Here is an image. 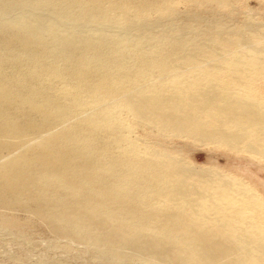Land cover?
<instances>
[{
    "label": "bare ground",
    "instance_id": "obj_1",
    "mask_svg": "<svg viewBox=\"0 0 264 264\" xmlns=\"http://www.w3.org/2000/svg\"><path fill=\"white\" fill-rule=\"evenodd\" d=\"M29 1L0 0V22L17 33L3 42L12 45L20 32L28 46L40 49L51 39V55L21 56L25 65L18 74L27 86L28 78H47L49 94L34 102L0 87V109L21 108L41 118L38 124L15 115L0 119V205L32 203L38 215L57 207L60 217L46 216L52 229L64 217L75 219L90 234L86 240L75 230L72 238L118 258L264 264V224L253 210L259 202L240 181L167 151L142 150L121 134L124 124L115 116L122 110L165 135L264 156V100L250 85L264 75L257 52L262 39L222 38L220 32L185 39L181 29L128 38L121 31L128 28L110 33L107 20L94 19L76 0H57L51 12H37L42 0ZM143 6L152 8L147 1ZM16 10L19 16L12 14ZM65 22L74 25L62 35ZM6 58L0 54V63L14 69L16 61ZM51 118L58 122L45 125ZM101 123L112 140L104 144V156L82 151L84 143L93 150L94 140L79 130L73 135L75 128L91 133Z\"/></svg>",
    "mask_w": 264,
    "mask_h": 264
},
{
    "label": "rangeland",
    "instance_id": "obj_2",
    "mask_svg": "<svg viewBox=\"0 0 264 264\" xmlns=\"http://www.w3.org/2000/svg\"><path fill=\"white\" fill-rule=\"evenodd\" d=\"M8 1L16 5L21 0ZM25 1L28 2V0ZM42 1L43 6L37 8V12H51L56 9L57 0ZM76 1L84 10L89 7V12L93 14L94 19H99L98 21L107 20L112 26L110 27L112 29L111 32L109 31L110 33L128 28L127 32L121 30L122 33L127 34L128 38L142 37L148 33L145 30L150 29L155 33L181 29V36L185 39L199 33L204 35L202 38L209 39L215 37L218 32H220L222 38L232 36V38L238 37L247 42L259 37L262 39V44L257 52L260 54L264 65V0H226L220 4L214 0ZM144 1L151 4L152 8L143 6ZM85 3L88 4L85 5ZM69 10L75 11V8ZM17 11H13L12 14L19 16ZM0 18L2 17L0 16ZM45 20L43 18L44 22H46ZM2 25L6 26V23L0 22V54L4 59H7V56L12 57L16 64H13L15 65L14 69H11L7 67L6 62L2 61L0 63V87L10 89L11 93L15 95L32 96L31 99L34 102H45L49 94L46 90V88L48 89L49 80L47 78L30 80L28 78L26 84L29 82L31 84L27 86L22 84L23 78H18V74L21 72L22 66L25 65L24 58L21 56L28 54L33 56L34 60H45V56L49 57L53 45L50 43L51 39H47V46L39 49L37 43L28 46L25 35L19 32L18 41L6 46L3 42L5 38H10L12 34L17 35V33L14 28L3 27ZM73 25L70 22H65L61 26L62 35H65ZM82 27L86 30L97 27V25L94 23ZM53 29L56 28L53 27ZM125 34L123 35L125 36ZM76 42V44H79L78 39H76ZM178 42H180L179 39ZM148 48V50H153L152 46ZM41 52H46L48 55ZM57 62L61 63L58 60ZM19 77H22L21 73ZM52 82V84H55V81ZM66 82L67 84H74L69 79ZM250 85L264 100V75L251 81ZM51 95L57 97L54 94ZM59 101L61 105L66 102L62 97L59 98ZM27 114L28 111L21 108H18L17 113L10 108L0 109V119L3 116L15 115L19 118L33 119L37 124L40 122L39 115L31 116ZM115 116L124 124L121 127V134L129 135L142 150L144 147H148L167 151L185 163L215 171L226 178L234 177L240 181L249 195L259 202L256 207H253L254 216L261 224H264V156L249 153L242 149L234 151L213 143H192L179 136L165 135L158 132L154 127L137 121L132 115L122 110H117ZM58 118V120H61L60 117ZM50 120L45 125L50 126L54 122H58L55 118ZM105 127V124L101 123L99 128H95L94 131L92 127L91 133H88L91 128H86V130L75 128L76 133H73V135L78 136L79 131H83L88 137H93L94 140L93 145L89 143L93 146V150L89 148L88 143H84L79 148L88 153L93 152V155L96 156H104L101 152L104 144L107 141H112L109 133H105ZM119 143L122 146L126 144L124 139H121ZM50 194L52 195V191H50ZM8 199L14 198L12 195H8ZM33 208L32 203L20 208L15 206L2 207L0 205V264H152L146 258L141 259L136 256L118 258L119 255H115L113 250H108L106 253L103 252L105 250L98 251L94 247L86 245L83 241L80 242L72 238L74 237L72 232L76 230L83 233L86 240L88 239L90 232L88 229L85 230L81 222L64 217L59 220L60 226H55L56 228L52 229L51 225L53 223L50 224L49 217L46 216L49 213V215L54 213L60 217L61 214H59L57 207L53 209L42 208L41 215L34 212Z\"/></svg>",
    "mask_w": 264,
    "mask_h": 264
}]
</instances>
